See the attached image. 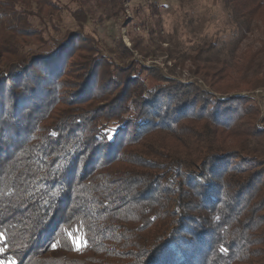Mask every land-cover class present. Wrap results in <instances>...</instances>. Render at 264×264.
<instances>
[{"label":"trees","instance_id":"trees-1","mask_svg":"<svg viewBox=\"0 0 264 264\" xmlns=\"http://www.w3.org/2000/svg\"><path fill=\"white\" fill-rule=\"evenodd\" d=\"M225 2L239 29L264 22V0ZM19 4L0 0V260L264 264V161L231 144L264 138L249 99L169 78L150 87L81 31L21 53L9 35L35 31ZM167 135L185 148L167 147ZM122 159L130 166L116 168ZM90 234L107 246L100 255Z\"/></svg>","mask_w":264,"mask_h":264},{"label":"rangeland","instance_id":"rangeland-1","mask_svg":"<svg viewBox=\"0 0 264 264\" xmlns=\"http://www.w3.org/2000/svg\"><path fill=\"white\" fill-rule=\"evenodd\" d=\"M47 1L50 5L37 7L35 1L19 0L20 24L24 21L35 31L29 37L9 35L21 53L48 51L53 42L81 31L97 43L98 55L114 66L133 67L135 73L142 69L150 87L160 78H169L197 83L216 97H247L255 110V126L264 132V22L250 21L244 24L248 30L239 29L236 23L241 18L225 0ZM5 20H1L0 43L5 39ZM80 55L86 53L79 51L70 61H79ZM164 140L170 149L185 148L175 136H164ZM239 143L264 161V138L241 137L231 144ZM123 160L115 167L130 166ZM88 242L97 255L107 247L91 234ZM73 243L76 253L87 244L80 233L73 236ZM0 264L11 263L0 260Z\"/></svg>","mask_w":264,"mask_h":264},{"label":"snow or ice","instance_id":"snow-or-ice-1","mask_svg":"<svg viewBox=\"0 0 264 264\" xmlns=\"http://www.w3.org/2000/svg\"><path fill=\"white\" fill-rule=\"evenodd\" d=\"M110 139L112 138V137H109ZM53 247H55V244H53Z\"/></svg>","mask_w":264,"mask_h":264}]
</instances>
